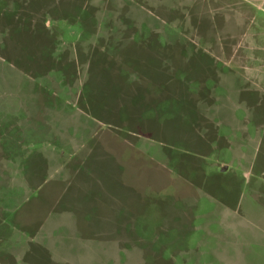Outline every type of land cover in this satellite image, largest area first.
<instances>
[{"label":"rangeland","instance_id":"1","mask_svg":"<svg viewBox=\"0 0 264 264\" xmlns=\"http://www.w3.org/2000/svg\"><path fill=\"white\" fill-rule=\"evenodd\" d=\"M0 264H264V0H0Z\"/></svg>","mask_w":264,"mask_h":264},{"label":"crops","instance_id":"2","mask_svg":"<svg viewBox=\"0 0 264 264\" xmlns=\"http://www.w3.org/2000/svg\"><path fill=\"white\" fill-rule=\"evenodd\" d=\"M150 31L148 33L150 34H160L162 33L163 31H161L160 29H158L157 27H150ZM142 33H146L145 31H143ZM159 45L161 46L160 50L163 52V54H156L157 56V59L159 60H165L166 63L167 62H172L171 65H174L176 66V64H174V59H175V56L177 57L178 54H177V51L178 50H185L186 48L184 47H180V48H177L176 45H173L171 43V41H165V42H159ZM177 50V51H176ZM180 56L183 55V52L182 53H179ZM178 58V57H177ZM206 63V65L208 66L209 65V62L208 61H204ZM226 62V61H225ZM230 62V61H229ZM168 65V64H167ZM178 66V65H177ZM226 67H228L229 65L228 64H225ZM230 71H233L232 69H230ZM222 74V72L218 69L217 70V74ZM172 74V73H171ZM219 76V75H218ZM171 95V94H170ZM172 96V95H171ZM104 142L105 144V141H102ZM94 145V144H93ZM116 146H118V149H115L114 153L117 154L118 158H120L123 154V149L120 148L122 146H124V143H121V144H115ZM92 155V153L90 152V150H87V151H83L81 150V148L79 149V154L77 153H74L72 154V158L73 157H77V156H82V157H87L88 159L90 158V156ZM78 157V158H79ZM88 159H85L81 164H72V165H68V169L70 171H73V172H78L80 171V168L83 167L84 165L86 166V162L88 161ZM61 165H62V160H61ZM90 169L89 167L87 166L86 167V171L88 172ZM100 192V191H99ZM98 192V193H99ZM94 208V207H93ZM107 209H108V214H107V217L108 220H110V224L112 225H116L117 227H124L126 225V218H128L127 216V213H126V207L125 205H118L117 208L114 207L112 205V203L109 201H107ZM109 216V217H108ZM130 219V217H129ZM114 223V224H113Z\"/></svg>","mask_w":264,"mask_h":264}]
</instances>
